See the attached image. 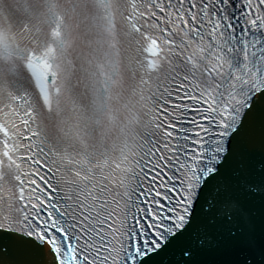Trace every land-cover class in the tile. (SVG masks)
Masks as SVG:
<instances>
[{
	"label": "snow or ice",
	"instance_id": "obj_1",
	"mask_svg": "<svg viewBox=\"0 0 264 264\" xmlns=\"http://www.w3.org/2000/svg\"><path fill=\"white\" fill-rule=\"evenodd\" d=\"M0 264H264V0H0Z\"/></svg>",
	"mask_w": 264,
	"mask_h": 264
}]
</instances>
